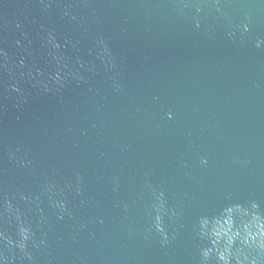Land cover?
Segmentation results:
<instances>
[{"label":"water","instance_id":"obj_1","mask_svg":"<svg viewBox=\"0 0 264 264\" xmlns=\"http://www.w3.org/2000/svg\"><path fill=\"white\" fill-rule=\"evenodd\" d=\"M219 5L233 25L252 17L242 39L238 29L226 38L214 0H0V213L7 196L35 229L37 204L24 195L39 197L47 217V246H28L33 261L3 249L14 264H199V215L250 199L264 207V48L251 43L264 37V0ZM48 183L64 191L63 220L41 195ZM147 185L180 213L165 217L175 239L163 247L157 233L143 235ZM0 226L15 236L14 217Z\"/></svg>","mask_w":264,"mask_h":264},{"label":"clouds","instance_id":"obj_2","mask_svg":"<svg viewBox=\"0 0 264 264\" xmlns=\"http://www.w3.org/2000/svg\"><path fill=\"white\" fill-rule=\"evenodd\" d=\"M215 6L213 9L220 13L221 16L227 21L229 30L225 33L226 38L229 40L236 39V30L238 29L241 34L250 30L252 24V17L248 13H244L243 19L233 25L231 18L221 11L219 0H214ZM195 12L198 14L201 12L200 7H195ZM75 19V17H73ZM195 21V27H200V20L193 16ZM48 43L53 48H59V45L54 41L50 35ZM99 46V50L96 53L98 59L104 64L105 71L112 70L116 67L115 62L111 58L108 45L105 38L100 37L95 41ZM251 43L256 49L264 48V37L257 36ZM53 59L59 62L58 57L53 55ZM21 66H23V60H21ZM37 72H40L37 69ZM76 79H83L79 74H75ZM50 79L55 85L63 86V77L60 72H56L55 75H51ZM45 91H49V85L43 81ZM12 91H21L17 87V82H13L10 85ZM59 87L51 89L52 91H59ZM118 87V86H117ZM154 100L158 97H153ZM164 117L168 120L174 119V113L171 109L164 113ZM19 151V149H17ZM10 158L12 154H9ZM19 163L24 166L25 160H20ZM27 161V164H30ZM207 159L202 157L199 160L201 166H206ZM234 164H243L244 161L234 159ZM76 193H80V175L76 174ZM43 192L48 196L50 206L53 210V215L58 220H63L65 213L68 212L67 202L64 199L63 189L57 188L54 183H48L42 186ZM119 187L118 184L114 185L115 191ZM152 193V203L146 208V214L150 218V226L144 232V238L155 232L160 237L161 247L168 245L171 240L175 239V233L169 235L165 227V217L168 220L179 219L180 213L172 208L166 206L165 194L162 189L153 188L151 185H147ZM21 199L32 204H37L36 211L39 214V220L37 221V227L34 229L32 223L25 217V214L21 212L19 207H14L12 202L8 200L7 196L3 198V213H0V218H7L8 223H12V219H15V236L9 234L7 230L0 226V264H14L16 259L15 255H5L3 249H7L10 253L13 250L18 251L21 255V259H26L29 262L34 260V257L29 251V243L32 248H42L47 246L45 237L47 233L43 231V227L46 223L47 217L44 214V209L38 207L39 197L32 198L30 196L21 195ZM225 200H231L230 195H226ZM127 207V205H125ZM70 215V213H68ZM37 230H39V239H37ZM192 231L194 238L198 241V256L199 264H264V207L260 202L254 199H250L244 202H229L223 204L218 210L212 214L199 215L192 225Z\"/></svg>","mask_w":264,"mask_h":264}]
</instances>
